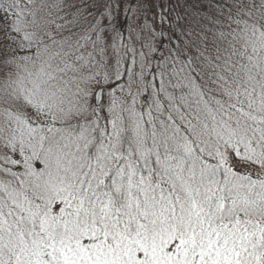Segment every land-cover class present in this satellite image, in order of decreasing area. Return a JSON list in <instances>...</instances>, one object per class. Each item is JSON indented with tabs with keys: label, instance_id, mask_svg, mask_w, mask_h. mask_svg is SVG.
<instances>
[{
	"label": "snow or ice",
	"instance_id": "1",
	"mask_svg": "<svg viewBox=\"0 0 264 264\" xmlns=\"http://www.w3.org/2000/svg\"><path fill=\"white\" fill-rule=\"evenodd\" d=\"M0 264H264V0H0Z\"/></svg>",
	"mask_w": 264,
	"mask_h": 264
},
{
	"label": "trees",
	"instance_id": "2",
	"mask_svg": "<svg viewBox=\"0 0 264 264\" xmlns=\"http://www.w3.org/2000/svg\"><path fill=\"white\" fill-rule=\"evenodd\" d=\"M171 2H172V5H176V0H171ZM189 2L191 3L192 0H189ZM177 12H182V9L179 8V7L174 8V9L171 11V15L173 16V18L175 17V14H176Z\"/></svg>",
	"mask_w": 264,
	"mask_h": 264
},
{
	"label": "rangeland",
	"instance_id": "3",
	"mask_svg": "<svg viewBox=\"0 0 264 264\" xmlns=\"http://www.w3.org/2000/svg\"><path fill=\"white\" fill-rule=\"evenodd\" d=\"M171 4H172V2H171Z\"/></svg>",
	"mask_w": 264,
	"mask_h": 264
}]
</instances>
